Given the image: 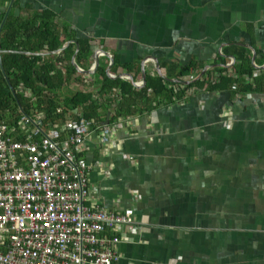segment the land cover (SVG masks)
I'll return each mask as SVG.
<instances>
[{
	"label": "crops",
	"instance_id": "obj_1",
	"mask_svg": "<svg viewBox=\"0 0 264 264\" xmlns=\"http://www.w3.org/2000/svg\"><path fill=\"white\" fill-rule=\"evenodd\" d=\"M12 1L0 0V12L50 13L64 48L85 41L104 74L111 56V80L141 85L142 70L144 81L159 77L157 64L161 79L233 81L152 100L115 132L114 148L90 131L79 160L91 196L104 209L131 208L139 226L114 264H264V0ZM241 60L250 75H236ZM74 71L59 94L89 93L105 123L120 92L99 93L95 71Z\"/></svg>",
	"mask_w": 264,
	"mask_h": 264
},
{
	"label": "built area",
	"instance_id": "obj_2",
	"mask_svg": "<svg viewBox=\"0 0 264 264\" xmlns=\"http://www.w3.org/2000/svg\"><path fill=\"white\" fill-rule=\"evenodd\" d=\"M177 85L174 92L185 87ZM19 91L30 98L28 113L0 120V264L116 263V246L139 226L131 208L104 209L96 202L79 155L95 127L99 143L114 148L115 132L131 115L98 124L79 106L47 123L31 106L30 91Z\"/></svg>",
	"mask_w": 264,
	"mask_h": 264
},
{
	"label": "trees",
	"instance_id": "obj_3",
	"mask_svg": "<svg viewBox=\"0 0 264 264\" xmlns=\"http://www.w3.org/2000/svg\"><path fill=\"white\" fill-rule=\"evenodd\" d=\"M14 4L13 0L10 8H13ZM62 44L63 40L53 26L50 13L41 12L21 19L10 13L5 16L4 12H0V120L13 121L18 110L28 113L30 98L23 96L19 91L21 87L29 90L31 97H35V102L31 106L43 112L47 123L61 119L68 109L81 106L83 117L99 124L98 102L91 100L89 93L77 91L67 95L59 94L70 81H77L73 78L76 72L69 63L73 53L72 45L67 46L57 55L26 56L17 53H49L59 49ZM76 44L78 49L74 61L80 66L88 61L90 50L85 41H77ZM246 61L243 60L237 67L236 75H250ZM57 66L63 68L64 72H61ZM94 76L100 78L99 93L107 94L113 88H117L120 92V98L113 106V115L107 122L136 112L142 114V111L146 112L150 108L151 101L158 97L171 102L172 98L179 99L185 90L192 87L205 84L212 90L221 84L233 83L232 80H227L228 78L224 80L219 78L216 83L196 80L182 90L174 92L173 88L178 85L168 83L159 77L146 78L145 85L135 90L126 82L109 79L100 66L96 68ZM148 91L151 98L146 96ZM57 109H60L58 115L55 113Z\"/></svg>",
	"mask_w": 264,
	"mask_h": 264
},
{
	"label": "water",
	"instance_id": "obj_4",
	"mask_svg": "<svg viewBox=\"0 0 264 264\" xmlns=\"http://www.w3.org/2000/svg\"><path fill=\"white\" fill-rule=\"evenodd\" d=\"M68 43H64L59 49H57L56 51H53V52H49V54H51V55H55V54H57V53H59V52H61L63 49H64V47L67 45ZM77 46L75 45V48H74V51H73V53H72V56H71V59H70V62H71V66L76 70V71H78V72H80L81 74H93L94 73V71L96 70V67H97V65H98V52H92L91 54H90V56H89V60L91 61V63H92V68L91 69H87V70H83V71H81V70H78L77 69V66H76V64H75V62H74V58H75V55H76V52H77ZM17 53H19V54H22V55H26V56H40V55H43V54H41V53H34V54H32V53H27V52H17ZM107 59H108V65H107V67H106V70H105V74L106 75H108V71H109V69H110V66H111V64H112V57L111 56H109V55H107V54H105L104 55ZM151 58V57H150ZM151 59H153L154 61H156L155 60V58H151ZM253 59V58H252ZM251 59V60H252ZM155 72L157 73V75L159 76V77H162L161 75H160V72H159V70H158V68H157V64H155ZM141 85H137V83L136 82H133L130 78H129V76L127 75V74H125V76L127 77V81H128V83L130 84V85H132L133 87H135V88H142L143 86H144V84H145V81H144V73H143V70L141 71ZM108 77H110L109 75H108ZM121 76H117V78H120ZM121 79V78H120ZM163 80H165V81H168V82H172V83H176V84H182V85H185V86H187L188 85V83L187 82H181V81H179V80H173V81H170V80H168V79H164V78H162Z\"/></svg>",
	"mask_w": 264,
	"mask_h": 264
}]
</instances>
